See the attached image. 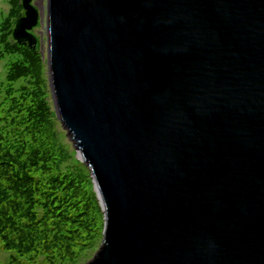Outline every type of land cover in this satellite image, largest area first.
Masks as SVG:
<instances>
[{"label": "water", "instance_id": "obj_1", "mask_svg": "<svg viewBox=\"0 0 264 264\" xmlns=\"http://www.w3.org/2000/svg\"><path fill=\"white\" fill-rule=\"evenodd\" d=\"M105 228L88 264H264V0H21Z\"/></svg>", "mask_w": 264, "mask_h": 264}, {"label": "trees", "instance_id": "obj_2", "mask_svg": "<svg viewBox=\"0 0 264 264\" xmlns=\"http://www.w3.org/2000/svg\"><path fill=\"white\" fill-rule=\"evenodd\" d=\"M12 2L13 12L0 23V59L16 58L8 74L10 95L15 84L34 77L40 55L13 40L23 8L20 0ZM24 93L21 98L10 99L12 107L8 112L16 125L18 139L11 142L0 133V248L16 250L21 256L36 251L53 262L61 258V253L62 259L71 254L78 239H88L89 236H83L88 226L86 220H80L87 214L84 211L87 205L82 212V181L70 173L64 176L58 172L61 154L51 150L52 143L43 142L47 148L39 145L43 139L35 127L31 128L46 120L48 104L44 100L29 105L35 93ZM32 129L34 142L26 140ZM41 133L45 137L42 130ZM11 147L24 154H13ZM15 264L26 263L16 259Z\"/></svg>", "mask_w": 264, "mask_h": 264}, {"label": "rangeland", "instance_id": "obj_3", "mask_svg": "<svg viewBox=\"0 0 264 264\" xmlns=\"http://www.w3.org/2000/svg\"><path fill=\"white\" fill-rule=\"evenodd\" d=\"M43 6L46 5L48 0H37ZM47 9V8H46ZM13 12V2L12 0H0V23L7 19ZM24 14V11H22ZM46 12V11H45ZM23 16V15H22ZM36 35L42 38L43 46L41 49L38 48L40 53L38 60L36 62V70L33 78L28 77L14 85V90L11 95L8 93L9 89V77L13 61L16 58L7 57L0 59V133H2L7 140L14 142L18 139L17 131L15 132L16 125L14 126V121L12 117L9 116L8 112L12 107L10 99L12 97L21 98L25 96V91L29 92V95L35 93L33 100L29 103L32 104L34 101L41 103V101H46L48 104V114L44 121L39 122L37 125L31 127L34 128L36 133L43 139L42 142L44 147L47 146L43 142L52 143V151L54 150L57 154H61V160L59 161L60 168L58 172L66 176L71 174L78 177L82 181V193L81 195L82 212L84 205H87V209L84 210L87 214L80 218V220L85 221L87 230L84 231L83 236H89L85 241L78 239L73 252L62 259L64 254L61 253V258L55 259L53 262L48 261L46 256H41L36 251H30L26 253L25 257L21 256V252L6 251L3 247L0 248V264H15L16 259L24 261L26 264H88L94 259L98 251L100 250L103 242V232L105 227V219L102 211V207L98 200L97 193L93 184L92 176L88 167L81 162L78 153L76 152L73 143L70 141L66 130L63 128L61 123L58 121L55 114V106L53 101V96L50 88V78L46 63V49H47V23H44L36 31ZM9 94V95H8ZM36 97V98H35ZM32 129L26 135V140L34 142L35 131ZM41 130L44 132L42 137ZM54 146V148H53ZM11 151L13 154H24L16 152L12 147ZM76 195L78 197L79 190H77ZM85 209V208H84ZM85 219V220H84Z\"/></svg>", "mask_w": 264, "mask_h": 264}, {"label": "bare ground", "instance_id": "obj_4", "mask_svg": "<svg viewBox=\"0 0 264 264\" xmlns=\"http://www.w3.org/2000/svg\"><path fill=\"white\" fill-rule=\"evenodd\" d=\"M46 6V5H45Z\"/></svg>", "mask_w": 264, "mask_h": 264}]
</instances>
